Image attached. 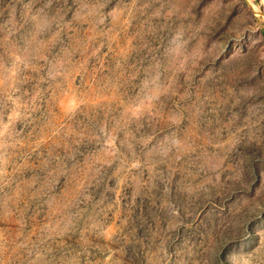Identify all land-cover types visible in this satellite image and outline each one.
Here are the masks:
<instances>
[{
  "label": "rangeland",
  "instance_id": "obj_1",
  "mask_svg": "<svg viewBox=\"0 0 264 264\" xmlns=\"http://www.w3.org/2000/svg\"><path fill=\"white\" fill-rule=\"evenodd\" d=\"M0 264H264V0H0Z\"/></svg>",
  "mask_w": 264,
  "mask_h": 264
}]
</instances>
